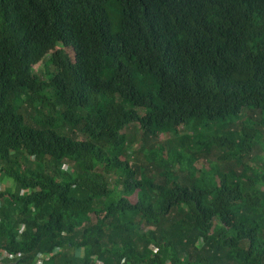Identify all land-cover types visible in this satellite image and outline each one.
I'll list each match as a JSON object with an SVG mask.
<instances>
[{"label": "trees", "instance_id": "1", "mask_svg": "<svg viewBox=\"0 0 264 264\" xmlns=\"http://www.w3.org/2000/svg\"><path fill=\"white\" fill-rule=\"evenodd\" d=\"M244 110L259 120L237 130ZM256 126L264 0H0V252L17 264H264Z\"/></svg>", "mask_w": 264, "mask_h": 264}, {"label": "rangeland", "instance_id": "2", "mask_svg": "<svg viewBox=\"0 0 264 264\" xmlns=\"http://www.w3.org/2000/svg\"><path fill=\"white\" fill-rule=\"evenodd\" d=\"M111 7V10L109 11V18H110V22H111V29H112V31L113 32H116L117 31V29H118V27H117V16H116V14H115V12H116V8L115 7H113L112 5L110 6ZM65 52H66V54L68 55V57L71 59V60H73V54H72V52L71 51H69V50H65ZM44 60H46V58L44 59ZM40 66V65H39ZM39 66L37 65L36 67H34L33 68V70H38L39 71ZM247 120H250V121H253V122H257V120H259V115H258V112H251V111H246V110H244L243 112H242V114H240L239 116H238V120L236 121V124H235V128L237 129V130H239V129H241V128H244V130L247 128L246 127V125H247ZM135 127H137V125H134V126H130L129 128H130V130H133ZM257 128V130L260 132V134H261V137H262V139L264 138V128L262 127V126H256ZM199 128H201V127H199ZM234 128V129H235ZM192 130V129H191ZM190 134V133H189ZM181 135H183V133H180V136ZM163 138H164V140L163 141H165V140H167L168 139V136L167 135H163ZM262 144V147H257V149H258V151H259V157H261L262 159H264V142H262L261 143ZM137 146V143L135 144V147ZM197 166L200 168L201 166H205V167H207L205 164H203V163H201V164H197ZM5 187L6 188H9L10 187V184L8 183V184H6L5 185ZM131 201L133 202V203H135L136 202V199H135V197H133V198H131Z\"/></svg>", "mask_w": 264, "mask_h": 264}, {"label": "built area", "instance_id": "3", "mask_svg": "<svg viewBox=\"0 0 264 264\" xmlns=\"http://www.w3.org/2000/svg\"><path fill=\"white\" fill-rule=\"evenodd\" d=\"M54 254H50L48 256H42L41 254H38L36 257V262L35 264H46V261H49L50 258L53 256ZM21 254H16V253H10L7 251H2L0 252V264H17L19 262ZM96 264H103V262L99 261V260H95Z\"/></svg>", "mask_w": 264, "mask_h": 264}]
</instances>
